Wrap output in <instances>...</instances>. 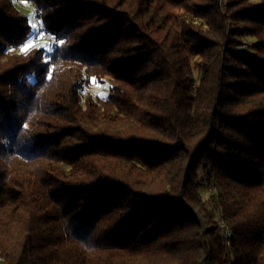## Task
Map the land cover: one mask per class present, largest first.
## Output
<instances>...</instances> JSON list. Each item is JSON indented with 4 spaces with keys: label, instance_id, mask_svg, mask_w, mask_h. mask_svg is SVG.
<instances>
[{
    "label": "trees",
    "instance_id": "1",
    "mask_svg": "<svg viewBox=\"0 0 264 264\" xmlns=\"http://www.w3.org/2000/svg\"><path fill=\"white\" fill-rule=\"evenodd\" d=\"M0 264H264V0H0Z\"/></svg>",
    "mask_w": 264,
    "mask_h": 264
},
{
    "label": "rangeland",
    "instance_id": "2",
    "mask_svg": "<svg viewBox=\"0 0 264 264\" xmlns=\"http://www.w3.org/2000/svg\"><path fill=\"white\" fill-rule=\"evenodd\" d=\"M24 7V5H22ZM25 7H27L25 5ZM25 13L27 16L31 17L32 13L34 12L32 9H24ZM111 86V81L109 78H104L102 79L101 82H98L96 80H91L90 84L88 85L89 91H90V96L93 99H97V98H104L107 96L108 92H109V88ZM203 192V196L205 198L208 197V193L206 192V190L203 188L202 190ZM216 218L218 220V215H216Z\"/></svg>",
    "mask_w": 264,
    "mask_h": 264
},
{
    "label": "bare ground",
    "instance_id": "3",
    "mask_svg": "<svg viewBox=\"0 0 264 264\" xmlns=\"http://www.w3.org/2000/svg\"><path fill=\"white\" fill-rule=\"evenodd\" d=\"M32 18L34 20L35 28H37V20H35V15L34 12L32 13ZM50 36H55L54 34L48 32L45 30V34H41V42H45L47 44L48 51L51 53L54 49L55 42H50ZM22 43L19 44L18 46L12 47V49L15 50H21ZM85 88V87H83ZM83 88L81 89V94L83 96L86 95V93L83 91Z\"/></svg>",
    "mask_w": 264,
    "mask_h": 264
},
{
    "label": "built area",
    "instance_id": "4",
    "mask_svg": "<svg viewBox=\"0 0 264 264\" xmlns=\"http://www.w3.org/2000/svg\"><path fill=\"white\" fill-rule=\"evenodd\" d=\"M35 20H37V29H40L41 30V33L42 34H45V29L42 27V25L39 23L38 19L36 18L35 16ZM53 37L55 36H50V42H55L56 44V39H53ZM30 42V43H29ZM41 42V35H39L38 38H33V36H31L30 40L25 42V43H22V46L25 45V44H31V43H40ZM83 91L87 94V88H83Z\"/></svg>",
    "mask_w": 264,
    "mask_h": 264
},
{
    "label": "snow or ice",
    "instance_id": "5",
    "mask_svg": "<svg viewBox=\"0 0 264 264\" xmlns=\"http://www.w3.org/2000/svg\"><path fill=\"white\" fill-rule=\"evenodd\" d=\"M42 27H43V26H42ZM41 34H42V33H41V30L35 28V26L33 25L32 33H31V35L33 36V38H38L39 35H41ZM53 39H57V38H56V37H53ZM59 42H60V43H64L63 40H60ZM29 43H30V42H29ZM27 47H28V44H25V45L21 46V51H25V50L27 49ZM44 51H47V49H45Z\"/></svg>",
    "mask_w": 264,
    "mask_h": 264
}]
</instances>
